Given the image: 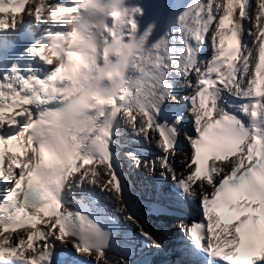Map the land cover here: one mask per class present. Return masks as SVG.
Here are the masks:
<instances>
[{
	"label": "snow or ice",
	"instance_id": "snow-or-ice-1",
	"mask_svg": "<svg viewBox=\"0 0 264 264\" xmlns=\"http://www.w3.org/2000/svg\"><path fill=\"white\" fill-rule=\"evenodd\" d=\"M147 215L264 264V0H0V264H151Z\"/></svg>",
	"mask_w": 264,
	"mask_h": 264
},
{
	"label": "bare ground",
	"instance_id": "bare-ground-1",
	"mask_svg": "<svg viewBox=\"0 0 264 264\" xmlns=\"http://www.w3.org/2000/svg\"><path fill=\"white\" fill-rule=\"evenodd\" d=\"M186 151V150H185ZM23 229H19V231H22Z\"/></svg>",
	"mask_w": 264,
	"mask_h": 264
}]
</instances>
